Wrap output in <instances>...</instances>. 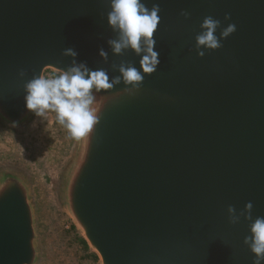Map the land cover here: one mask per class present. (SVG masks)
Segmentation results:
<instances>
[{"label": "water", "instance_id": "95a60500", "mask_svg": "<svg viewBox=\"0 0 264 264\" xmlns=\"http://www.w3.org/2000/svg\"><path fill=\"white\" fill-rule=\"evenodd\" d=\"M143 2L160 6V64L132 95L123 83L97 94L100 119L78 140L61 206L98 264H253L250 221L230 223L228 207L239 213L251 201L253 219L264 217V0ZM109 11L110 0H0L5 130L30 124L24 84L69 66L66 48L110 79L121 62L139 69L133 50L111 51ZM206 16L221 22L218 37L229 23L236 30L201 57L195 37ZM39 261L30 180L1 169L0 264Z\"/></svg>", "mask_w": 264, "mask_h": 264}, {"label": "clouds", "instance_id": "9594fccd", "mask_svg": "<svg viewBox=\"0 0 264 264\" xmlns=\"http://www.w3.org/2000/svg\"><path fill=\"white\" fill-rule=\"evenodd\" d=\"M111 11L107 14L108 25L116 38L107 41L113 54L121 55L126 50H133L140 57L139 69L131 62H121L118 66L120 75L109 77L106 69H91L84 61H77L78 52L69 47L63 55L72 57L71 64L52 76L35 75L24 84L25 107L35 116L46 120L48 113H55L56 121L63 126L71 139L80 140L89 137L94 126L99 122L103 97L97 99L102 90L113 89L123 83V93L132 95L141 87L145 74H152L160 64L159 52L155 50L154 32L160 22L159 4L147 7L143 0H110ZM187 17V11L182 12ZM229 19V15H225ZM220 21L206 16L200 27L202 31L195 37V47L199 56L205 55V49L215 50L222 47L221 41L236 30V25L229 23L219 34ZM99 55L107 61L108 53L101 48ZM25 72L20 71L23 77ZM94 90V91H93ZM253 204L247 202L244 209L237 213L229 205L230 223H238L241 216L250 221V235L244 238L252 253L253 264L264 262V217H252Z\"/></svg>", "mask_w": 264, "mask_h": 264}, {"label": "rangeland", "instance_id": "374dc122", "mask_svg": "<svg viewBox=\"0 0 264 264\" xmlns=\"http://www.w3.org/2000/svg\"><path fill=\"white\" fill-rule=\"evenodd\" d=\"M53 74L48 71L45 76ZM77 143L52 112L46 120L34 116L20 133L0 125V170L21 171L30 180L39 264L99 263L97 255L84 247L83 237L59 199V183L74 158Z\"/></svg>", "mask_w": 264, "mask_h": 264}, {"label": "trees", "instance_id": "16d2710c", "mask_svg": "<svg viewBox=\"0 0 264 264\" xmlns=\"http://www.w3.org/2000/svg\"><path fill=\"white\" fill-rule=\"evenodd\" d=\"M82 243H83V245H84L85 248H88V247H87V244H86V242H85L84 240H83ZM93 257L95 258L96 256L93 254Z\"/></svg>", "mask_w": 264, "mask_h": 264}]
</instances>
